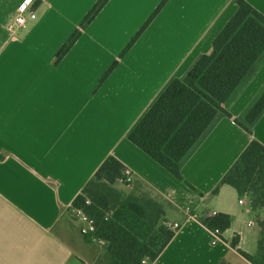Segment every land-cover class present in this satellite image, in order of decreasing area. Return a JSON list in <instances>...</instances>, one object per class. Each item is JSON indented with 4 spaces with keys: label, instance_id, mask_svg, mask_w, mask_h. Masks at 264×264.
<instances>
[{
    "label": "crops",
    "instance_id": "0c3cea01",
    "mask_svg": "<svg viewBox=\"0 0 264 264\" xmlns=\"http://www.w3.org/2000/svg\"><path fill=\"white\" fill-rule=\"evenodd\" d=\"M97 1L0 0V264H114L73 219L74 200L111 156L133 178L116 190L159 203L166 227L180 224L151 264H251L239 250L257 254L245 248L261 237L256 211L221 180L252 141L264 146V111L251 133L235 123L264 91V55L225 104L232 118L203 101L166 146L183 181L128 139L170 82L212 53L236 0H169L102 85L163 0H109L55 64ZM245 1L264 15V0ZM33 2L36 19L12 37L8 24ZM218 213L232 218L222 239L201 223Z\"/></svg>",
    "mask_w": 264,
    "mask_h": 264
},
{
    "label": "trees",
    "instance_id": "16d2710c",
    "mask_svg": "<svg viewBox=\"0 0 264 264\" xmlns=\"http://www.w3.org/2000/svg\"><path fill=\"white\" fill-rule=\"evenodd\" d=\"M163 0L142 28L100 80L102 85L139 40L145 30L165 7ZM109 0H98L77 29L56 55L59 64ZM237 11L213 43V51L203 55L183 80L174 79L155 101L128 139L178 180L183 181L180 165L165 151L166 146L203 101L222 112L231 114L225 104L231 99L257 62L264 55V15L245 0H236ZM264 111V91L247 111L245 123H235L251 133L250 126ZM125 166L115 157L105 160L83 193L73 202L74 211H82L95 222L96 237L114 264H151L175 232L161 224L165 211L156 201L136 196L123 197L114 185L124 180ZM235 188L241 198L246 197L256 212L264 211V146L254 140L221 180V185ZM190 186L189 184H187ZM219 188L214 191L217 194ZM108 212L113 214L106 219ZM212 232L222 234L231 227L230 215L218 213L201 219ZM261 230L257 254L239 253L251 264H264V216L257 218ZM239 237L231 246L236 249ZM221 264H227L225 262Z\"/></svg>",
    "mask_w": 264,
    "mask_h": 264
},
{
    "label": "built area",
    "instance_id": "2783aa9c",
    "mask_svg": "<svg viewBox=\"0 0 264 264\" xmlns=\"http://www.w3.org/2000/svg\"><path fill=\"white\" fill-rule=\"evenodd\" d=\"M43 2V1H41ZM42 5H38L40 8ZM37 12L34 9V2L33 6L29 7L26 12H21L19 13L12 22H10L7 26L8 31L11 33L12 37H17L18 31L23 29L29 21H33L36 19ZM126 185H131L133 182L132 174L129 170L124 171V180L122 181ZM241 205H245V201L241 199L239 201ZM75 214L82 224L81 228V234L86 237L89 241L96 243L100 246H104L105 242L98 239L96 237V227H95V222L89 218L87 215H85L82 211H75ZM113 214V212H108L106 215V219L110 217ZM255 223L250 222V225L253 226ZM167 228L173 232L177 231L180 229V224L178 223H170L167 225ZM218 235V232H216Z\"/></svg>",
    "mask_w": 264,
    "mask_h": 264
},
{
    "label": "rangeland",
    "instance_id": "374dc122",
    "mask_svg": "<svg viewBox=\"0 0 264 264\" xmlns=\"http://www.w3.org/2000/svg\"><path fill=\"white\" fill-rule=\"evenodd\" d=\"M122 186H126L125 184L124 185H122ZM117 191H120V190H117ZM120 193H121V195L124 197V195L126 196V194L124 193V192H122V191H120ZM261 215H263L262 213H260V212H252L251 214H250V216H249V218L250 219H252V220H254V221H256L257 220V218H258V216H261ZM74 217V218H73ZM73 219L74 220H77V221H79L78 220V218H77V216H76V214H75V212H74V214H73ZM253 231H255V230H251V235L253 234ZM100 246V245H99ZM105 246V245H104ZM103 246V247H104ZM258 247V243L256 242V241H254V239L253 238H251V239H246V242H245V248L247 249V250H249V251H252V252H254V251H256V248Z\"/></svg>",
    "mask_w": 264,
    "mask_h": 264
}]
</instances>
